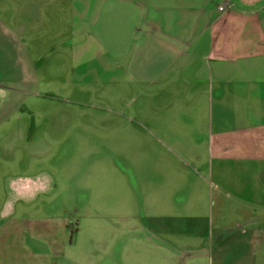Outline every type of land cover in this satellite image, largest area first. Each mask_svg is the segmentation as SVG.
<instances>
[{"label": "rangeland", "instance_id": "obj_1", "mask_svg": "<svg viewBox=\"0 0 264 264\" xmlns=\"http://www.w3.org/2000/svg\"><path fill=\"white\" fill-rule=\"evenodd\" d=\"M147 1L0 0V223L11 211L18 221L17 234H0V260L264 264V248L234 232L235 200L205 179V134L189 137L176 100L187 75L161 71L189 57L141 21L169 18L147 3L170 0ZM17 174L45 175L60 192L19 195L7 183ZM45 216L59 238L65 224L63 246L31 239V220Z\"/></svg>", "mask_w": 264, "mask_h": 264}, {"label": "crops", "instance_id": "obj_2", "mask_svg": "<svg viewBox=\"0 0 264 264\" xmlns=\"http://www.w3.org/2000/svg\"><path fill=\"white\" fill-rule=\"evenodd\" d=\"M209 1L170 0V6L147 3L148 9L170 8L173 12L167 19H153L147 12L141 21L157 33L156 28L169 31V50L189 57V66L173 67V61L161 71H170L176 83L183 81L182 74L187 75L182 87L186 98L176 100L185 102L189 137L197 139L205 134V179L222 199L232 198L237 203L234 214L243 221L237 223L234 232L249 235L247 242L264 248V0H223L212 9ZM155 38L164 43L162 37ZM195 60L202 67L194 65ZM8 177L9 187L19 195H41L43 201L60 192L48 186L45 175ZM15 214L9 212V218L0 223V234H17ZM48 217H36L34 225L31 220V239L52 248L63 246L65 224L60 223L59 238L52 232ZM5 240L0 238V249ZM35 255L36 264L45 262L41 253ZM2 257L0 264L10 263L11 257Z\"/></svg>", "mask_w": 264, "mask_h": 264}, {"label": "built area", "instance_id": "obj_3", "mask_svg": "<svg viewBox=\"0 0 264 264\" xmlns=\"http://www.w3.org/2000/svg\"><path fill=\"white\" fill-rule=\"evenodd\" d=\"M224 9V7H220V10H223Z\"/></svg>", "mask_w": 264, "mask_h": 264}]
</instances>
